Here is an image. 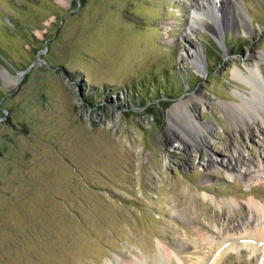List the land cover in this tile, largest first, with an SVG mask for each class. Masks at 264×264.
I'll list each match as a JSON object with an SVG mask.
<instances>
[{
    "label": "rangeland",
    "instance_id": "374dc122",
    "mask_svg": "<svg viewBox=\"0 0 264 264\" xmlns=\"http://www.w3.org/2000/svg\"><path fill=\"white\" fill-rule=\"evenodd\" d=\"M66 1L0 0V264H157L159 248L206 261V240L246 228L247 201H264V109L243 125L227 107L252 101L234 70L261 62L264 77V0H238L250 29L217 36L206 0ZM197 91L188 108L209 128L179 109L193 138L180 147L168 114ZM234 155L244 174L220 161ZM261 259L242 246L214 264Z\"/></svg>",
    "mask_w": 264,
    "mask_h": 264
},
{
    "label": "bare ground",
    "instance_id": "6f19581e",
    "mask_svg": "<svg viewBox=\"0 0 264 264\" xmlns=\"http://www.w3.org/2000/svg\"><path fill=\"white\" fill-rule=\"evenodd\" d=\"M57 1L62 4L63 3L65 4L67 2L66 0H57ZM206 3H208V5L210 6H213V4L216 5V3H218L217 10H220L222 14L220 20L221 26H218V24L214 20H212L210 23H207L206 25V27L210 31H212L216 36L218 35V31H220L221 28L224 29L225 27L228 26H233L234 28H240L244 31L250 29L246 14L244 13V10L239 6L238 0H206ZM205 8L207 7L204 4L198 5L197 11L199 10L201 11V9L205 10ZM191 19H193L194 21L195 15H192ZM193 27H194L193 24H191L190 28ZM189 46H190L189 49L191 51L187 52L188 57L194 59L195 61L200 60V58L203 57V52L200 46L194 42H190ZM255 56L259 61H262L264 59L260 55H255ZM261 67H262L261 62H257L255 65L252 66L247 65V72L243 70L241 72H239L238 70L233 71L235 78L245 81L246 83L252 86L251 102L242 101L238 103L237 106L238 109L236 111H234L233 108L234 105L233 107L230 106L229 104L227 106L229 112H231V116H233L234 119L236 120L237 119L240 120V123L243 125H247L248 119L250 118H256V117L262 118V114H263L262 110L264 109V91L257 79V77L259 76L264 80ZM200 97L201 94L199 91H197L195 92L194 95H190L189 98H187L186 100H181L175 103L172 106V108H170V112L168 114V123H169L168 130L170 134L174 137V141H176L177 146L185 147L187 144H189V140L192 141L193 139V138H187L185 135H183L182 131L179 129L178 126H176L174 122L173 115L177 114L179 109H181L182 112L185 114L187 118V122L190 123V125H192L191 127L193 128V130L199 133L209 128V126L195 120L194 115L188 108L189 105L192 103L193 99ZM237 125L238 124H236V126ZM259 156L261 157L262 170L264 171V154H260ZM243 160L245 159L241 158L240 155L238 156L234 155L227 159L224 158L220 159V161L225 164L231 176L235 175L236 173L244 174L245 170L244 172H242V170L239 171L241 162H243ZM246 160L249 167L253 166V162L251 159L247 158ZM205 165H206L205 167H207L209 165V162H206ZM200 195L205 199L210 198L206 195L205 192H202ZM258 197L262 198L264 197V195L261 194ZM232 203L233 202H231L230 200H227V201L219 202L217 204L220 207L223 205H227L231 207ZM235 203L236 202L234 200V204ZM247 208L249 209L251 215V221L249 220L247 227L246 226H245L246 228L243 227L244 229L242 228L237 229L236 227V230L234 229L233 232H230L229 231L230 228L226 223V228L225 227L221 228V232L219 231L220 235L216 237V239L214 237H211L208 240H206V243H208V248H212L215 251L212 252L213 254L211 255V258H208L206 261H204V257L198 258L195 264H214L215 261L221 255L227 253L228 251L233 252V250H237V249L239 250L242 248V246H250L252 251L258 252L263 259V261L262 259L260 261L263 262L262 264H264V201H261L255 197H250L249 200L247 201ZM179 211L180 210L176 206L173 207L174 214L180 215ZM200 236H202V234H200ZM109 264H113V263L111 262ZM126 264H147V263L141 258L137 257L135 260L128 261ZM157 264H177V263L176 260H174V257L172 256L170 251L165 252L162 250V248H159Z\"/></svg>",
    "mask_w": 264,
    "mask_h": 264
},
{
    "label": "trees",
    "instance_id": "16d2710c",
    "mask_svg": "<svg viewBox=\"0 0 264 264\" xmlns=\"http://www.w3.org/2000/svg\"><path fill=\"white\" fill-rule=\"evenodd\" d=\"M230 43H231L232 46L237 47V48H239L241 46V44H239L238 42L232 41Z\"/></svg>",
    "mask_w": 264,
    "mask_h": 264
}]
</instances>
